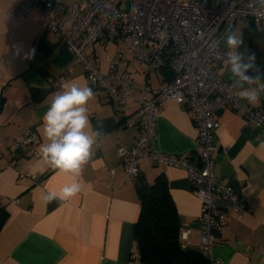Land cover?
Returning <instances> with one entry per match:
<instances>
[{
  "label": "crops",
  "instance_id": "1",
  "mask_svg": "<svg viewBox=\"0 0 264 264\" xmlns=\"http://www.w3.org/2000/svg\"><path fill=\"white\" fill-rule=\"evenodd\" d=\"M20 3L0 0V213L7 215L0 229V264H145L135 256L133 226L140 211L136 184L126 175L124 158L116 154L118 144L129 147L134 142L136 129L125 128L124 118L138 103L130 99L117 105L92 88L81 65L72 64L66 45L47 32V20L39 8L18 18L11 15ZM229 30L243 37L241 51L255 55L264 80V20L238 19L231 29L223 25L219 34L224 48L223 37ZM14 45L23 46L20 55L14 54ZM31 49H35L34 57L24 59ZM88 52L103 72L113 63L115 74L128 77L135 95L148 82L157 86L170 76L162 68L149 66L146 71L148 67L136 61L113 33L91 45ZM216 65L217 73L232 82L226 66L221 61ZM55 78H60L58 90L68 82L93 89L88 115L92 128H102L104 135L83 166L81 191L66 201L47 202L48 191L59 193L72 182L69 174L49 167L39 152L46 142L43 116L58 91L51 86ZM251 105L264 109V93ZM216 118L214 173L233 183L249 210L233 213L226 208L228 222L224 233L215 239L210 257L217 264H264L260 252L264 247V127L251 125L227 107L219 110ZM26 127L34 131L35 142L14 148L11 138ZM150 145L155 152L190 153L197 158L198 128L185 102L164 101ZM139 165L140 177L149 183L164 173L180 227L188 228L186 242L198 248L200 201L187 172L181 167L153 165L147 158ZM218 203L224 204L220 199Z\"/></svg>",
  "mask_w": 264,
  "mask_h": 264
},
{
  "label": "built area",
  "instance_id": "2",
  "mask_svg": "<svg viewBox=\"0 0 264 264\" xmlns=\"http://www.w3.org/2000/svg\"><path fill=\"white\" fill-rule=\"evenodd\" d=\"M39 8L47 20L46 30L63 42L72 54V64L81 65L92 88L98 89L117 105L134 99L138 106L124 118V127L135 128L134 142L127 147L118 144L116 154L124 158L127 177L136 182L140 176V160L153 165L183 168L200 201L201 223L198 248L210 257V250L228 222L226 208L233 213L249 210L235 192L231 181L214 173V141L219 126L216 114L224 107L238 112L253 126L264 127V109L257 108L235 95L232 82L217 73L216 57L226 51L220 28L231 29L238 19L264 20V4L259 0H21L11 12L14 18ZM67 14L66 19L62 16ZM113 33L124 43L139 63L154 69L168 65V80L151 86L149 82L138 95L132 92L125 74H115L110 63L101 71L91 45ZM257 66V65H256ZM249 74H254L249 72ZM54 90L60 78L51 81ZM185 102L198 128L199 154L159 153L151 149L156 118L165 100ZM36 140L34 131L26 127L11 138L14 148L29 147ZM3 137L0 136V156ZM24 174L20 173V176ZM218 199L224 202L218 203ZM14 201H17L14 200ZM182 247H187L188 228L180 227ZM264 255V247L260 248Z\"/></svg>",
  "mask_w": 264,
  "mask_h": 264
},
{
  "label": "clouds",
  "instance_id": "3",
  "mask_svg": "<svg viewBox=\"0 0 264 264\" xmlns=\"http://www.w3.org/2000/svg\"><path fill=\"white\" fill-rule=\"evenodd\" d=\"M259 2L264 4V0ZM223 40L226 51L216 58L226 66L232 86L237 89L235 95L249 104L257 103L264 93V80L256 66L255 55H246L245 51H241L244 47L243 37L232 30L225 33ZM13 47L15 55L23 51L22 45ZM34 55L35 49H31L24 53L23 58L31 59ZM250 70L255 75L249 74ZM93 98L91 87L65 83L61 90L53 94L43 116L46 142L39 148L41 158L52 169L69 174L72 181L63 186L59 193L48 191L44 197L47 202L66 201L81 191L79 177L83 166L92 157L97 140L104 135L102 128L93 129L91 126L87 105Z\"/></svg>",
  "mask_w": 264,
  "mask_h": 264
},
{
  "label": "trees",
  "instance_id": "4",
  "mask_svg": "<svg viewBox=\"0 0 264 264\" xmlns=\"http://www.w3.org/2000/svg\"><path fill=\"white\" fill-rule=\"evenodd\" d=\"M162 69L170 72L168 65ZM135 184L140 203L133 226L135 256L145 264H212L199 248L182 247L179 217L164 173L151 183L139 176ZM6 216L0 213V229Z\"/></svg>",
  "mask_w": 264,
  "mask_h": 264
}]
</instances>
